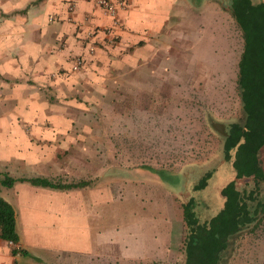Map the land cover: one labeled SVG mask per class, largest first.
<instances>
[{
    "label": "rangeland",
    "instance_id": "rangeland-1",
    "mask_svg": "<svg viewBox=\"0 0 264 264\" xmlns=\"http://www.w3.org/2000/svg\"><path fill=\"white\" fill-rule=\"evenodd\" d=\"M233 2L176 0L161 50L123 51L122 66L108 73L122 80L108 85L101 100L41 94L36 107L47 114L64 110L73 124L54 132L41 117L42 145L29 150L48 159L53 180H88L90 186L55 190L61 210L46 234L61 252L38 253L33 264H185L184 203L193 198L201 220L215 215L223 203L220 189L235 177L223 158V134L214 127L223 123L227 130L242 118L244 38ZM181 10L188 17L179 19ZM82 64L80 56L75 67ZM5 161L0 154V170L17 175V165L8 171ZM207 170L208 185L194 189ZM259 237L264 228L244 230L237 242L248 248ZM242 257L235 264H258L257 255L247 263Z\"/></svg>",
    "mask_w": 264,
    "mask_h": 264
},
{
    "label": "crops",
    "instance_id": "crops-1",
    "mask_svg": "<svg viewBox=\"0 0 264 264\" xmlns=\"http://www.w3.org/2000/svg\"><path fill=\"white\" fill-rule=\"evenodd\" d=\"M113 1L116 17L98 0H0V154L9 159L1 162L9 167L8 171L14 163L19 172H7L9 175L53 180L48 159L29 149L42 145L37 139L43 131L41 123L45 118L41 117H48L52 122L49 129L54 132L68 131L73 122L66 123L68 113L64 110H50L47 114L36 107L41 94L53 100H101L108 85L122 80L108 73L122 66L123 51L161 50L176 0ZM179 14V19L188 17L182 10ZM80 56L83 64L78 69L75 62ZM7 103L12 106L6 107ZM74 189L77 188L68 190ZM55 190L59 189L28 181H18L12 187L0 182V195L16 212L20 247L40 259L38 253L52 256L61 252L46 234L49 222L61 210ZM255 228H264V218L246 230ZM44 244L50 249H42ZM238 244L237 240L233 243L223 264H235L239 254L246 263L257 255L258 264H264V237L248 242V248ZM254 244L256 252L250 248ZM15 246L0 236V264H33L34 257L14 255Z\"/></svg>",
    "mask_w": 264,
    "mask_h": 264
},
{
    "label": "trees",
    "instance_id": "trees-1",
    "mask_svg": "<svg viewBox=\"0 0 264 264\" xmlns=\"http://www.w3.org/2000/svg\"><path fill=\"white\" fill-rule=\"evenodd\" d=\"M230 10L244 38L238 74L242 118L230 123L227 135H222L223 158L232 163L235 177L220 189L223 203L215 215L201 220L192 206L193 198L184 203L185 264H223L241 233L264 218V2L234 0ZM207 171L194 189L208 185L212 172ZM241 180H246L247 186L240 187ZM18 181L59 190L90 184L88 180L68 183L44 177L15 178L0 170L2 185L12 187ZM0 236L16 245L14 255L34 257L20 247L15 209L1 195Z\"/></svg>",
    "mask_w": 264,
    "mask_h": 264
},
{
    "label": "built area",
    "instance_id": "built-area-1",
    "mask_svg": "<svg viewBox=\"0 0 264 264\" xmlns=\"http://www.w3.org/2000/svg\"><path fill=\"white\" fill-rule=\"evenodd\" d=\"M98 3L103 6L113 17H116L115 15L117 10L113 0H98Z\"/></svg>",
    "mask_w": 264,
    "mask_h": 264
},
{
    "label": "water",
    "instance_id": "water-1",
    "mask_svg": "<svg viewBox=\"0 0 264 264\" xmlns=\"http://www.w3.org/2000/svg\"><path fill=\"white\" fill-rule=\"evenodd\" d=\"M214 127L223 135H227L226 126L223 123H215Z\"/></svg>",
    "mask_w": 264,
    "mask_h": 264
}]
</instances>
